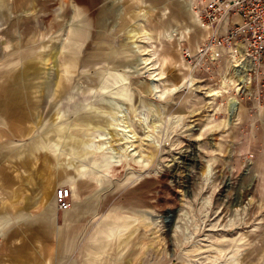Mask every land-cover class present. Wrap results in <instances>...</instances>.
Instances as JSON below:
<instances>
[{
  "label": "rangeland",
  "instance_id": "1",
  "mask_svg": "<svg viewBox=\"0 0 264 264\" xmlns=\"http://www.w3.org/2000/svg\"><path fill=\"white\" fill-rule=\"evenodd\" d=\"M203 1L0 0V264H264V69Z\"/></svg>",
  "mask_w": 264,
  "mask_h": 264
},
{
  "label": "built area",
  "instance_id": "2",
  "mask_svg": "<svg viewBox=\"0 0 264 264\" xmlns=\"http://www.w3.org/2000/svg\"><path fill=\"white\" fill-rule=\"evenodd\" d=\"M194 14L197 24L209 32L198 53L227 49L234 60L240 59L237 52H242L250 85L251 74L264 69V0H204ZM55 204L61 212L70 209L68 189L59 188Z\"/></svg>",
  "mask_w": 264,
  "mask_h": 264
},
{
  "label": "bare ground",
  "instance_id": "3",
  "mask_svg": "<svg viewBox=\"0 0 264 264\" xmlns=\"http://www.w3.org/2000/svg\"><path fill=\"white\" fill-rule=\"evenodd\" d=\"M208 32V31H207ZM208 34H209V32H208ZM228 51H230V50H228ZM238 51V50H237ZM237 54H238V58H240V59H232L231 60V65H232V68H235V69H233V70H236L235 71V73H234V77L237 79V84H236V88L235 89H237L236 90V92H238V94L240 93V92H243L244 90H246L247 91V89H246V87L245 86H247V84H248V77L246 76V71H247V69H248V66L247 65H245V63H242L241 62V60H242V52H237ZM231 58H232V56H231ZM231 68V69H232ZM240 83V84H239ZM245 85V86H244ZM227 110H228V115H230V116H235L236 114H237V112H238V110H239V107H238V102H237V99L236 98H234V97H232V98H229V99H227ZM231 117V118H232ZM122 120V119H121ZM121 122V121H120ZM116 130L117 131H120V132H123V133H126L125 135L126 136H124L122 139L123 140H125V139H129L130 138V136L129 135H127V134H129L130 133V131H129V129H128V125L126 126L125 124H123L122 122L121 123H119V125H118V127L116 128ZM119 132V133H120ZM118 133V134H119ZM121 134V133H120ZM121 140V139H120ZM126 140V141H127ZM125 141V146L123 147V148H120V149H122L123 151H127V150H129L131 147H132V142H130V144H129V142L127 143ZM124 142V141H123ZM124 144V143H123ZM101 148H104V145L102 144V145H100V146H97V150H99V149H101ZM135 150V149H134ZM128 152V151H127ZM114 158V157H113ZM137 158H139L138 156H137ZM109 159H111V158H109ZM107 160V159H106ZM105 161V158H104V160H103V162ZM103 162L101 161V162H94V164L98 167V168H100V169H102L101 171H107L108 169V165H105V167L103 166V168H101L102 167V164H103ZM111 162L112 163H116L113 159L111 160ZM104 164H109V163H107L106 161H105V163ZM90 173L92 174V175H94V176H103V174H100L99 173V171H90ZM96 182H98L99 183V180H97Z\"/></svg>",
  "mask_w": 264,
  "mask_h": 264
}]
</instances>
